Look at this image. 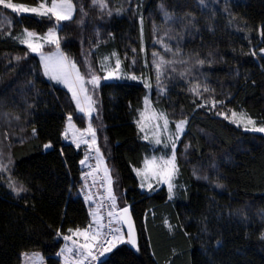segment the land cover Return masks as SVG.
I'll return each mask as SVG.
<instances>
[{
    "label": "trees",
    "instance_id": "trees-1",
    "mask_svg": "<svg viewBox=\"0 0 264 264\" xmlns=\"http://www.w3.org/2000/svg\"><path fill=\"white\" fill-rule=\"evenodd\" d=\"M72 3L73 17L58 26L53 16L0 5V147L8 156L0 159V264H21L27 252L60 264L69 229L91 221L78 195L86 150L62 137L67 115L80 128L85 118L20 42L24 29L44 35L56 26L61 51L77 66L86 54L100 73L105 58L120 61L121 76L100 84L90 125L114 196L131 208L138 249L119 244L97 264H264V134L234 122L243 113L264 127V0ZM161 43L181 70L161 71L163 93L153 85ZM148 92L172 127L186 122L171 196L164 186L142 191L134 171L153 153H171L138 128Z\"/></svg>",
    "mask_w": 264,
    "mask_h": 264
},
{
    "label": "rangeland",
    "instance_id": "rangeland-1",
    "mask_svg": "<svg viewBox=\"0 0 264 264\" xmlns=\"http://www.w3.org/2000/svg\"><path fill=\"white\" fill-rule=\"evenodd\" d=\"M50 5H51V3H50ZM25 6H28V5H25ZM35 6H37V5H35ZM35 6H28V7H35ZM24 14H31V13H24ZM73 15H74V12L72 14V17H73ZM53 17L55 19L57 26H58V24H61L62 22L68 21V20L57 21L55 16H53ZM57 26L50 28V29L55 30L56 38H57V29H56ZM48 32H49V30L44 35L36 34V36L40 38L38 40V43H40L42 45L39 52H33L29 49L27 44L24 43V45L28 48L30 53H32L38 57L44 76L47 79L53 81L54 83L58 84L59 86L63 87L64 89H66L67 92L69 93L70 97H71V100H72L74 106H75L76 112L79 114H82L84 116L85 125H84V127L80 128L76 125V123L73 119V115H71V114L67 115L66 122H65V128H64V132H63L62 137H63V140L65 142L72 143L77 147L84 146V148L86 150L85 152L87 153L88 149H91L92 147L97 148L96 136H95V140L93 141L92 134L89 132H86L85 130L88 129L89 126H91L90 125L91 116H94L95 114H97L98 105H99V103H98V91H99L100 84L104 81H109V80L119 78L121 76V68L119 69L118 74L113 75V76H109V72L115 70L117 59L116 58H107L104 60V63L102 65V73H100V72H98L97 69L95 70V68L92 64V61H91L90 57L88 56V54H86L84 57L82 68L75 64L76 69L79 70V74L84 77L83 87L87 90L86 93L81 92L79 85L76 86V90L78 93V99L80 101V107L84 108V111H81L80 108H78V106H77V100L73 98V93H72V90H70L69 85L64 83L62 79H53L52 78V75H58V72L51 65L57 60L60 53H62L63 55H64V53L61 51L60 47L57 48V45L55 43L45 42L43 37H45V35ZM24 38H25V36H24ZM163 48H166V46L163 45V43H161L160 44V50L161 51L160 52H153V55L155 54L154 55L155 63H153L155 66L154 68H156V70H158V73H159V74L157 73L155 75V78H153L155 80L153 85L155 86V88L159 92H162V93L164 91V87L160 86L161 85V79H162V72L161 71H163L165 73V69L167 67L171 70H176L175 67L177 69L179 68V60L177 58L174 59L175 56H172L170 50H165ZM44 57H52V60L46 61L44 59ZM46 63H49V65H50L49 71H50L51 75L46 74V71H45V64ZM157 64L160 65L159 69H157ZM70 71H72V77L75 78V75H76L75 71L71 70V69H70ZM176 72H181V70L180 71L176 70ZM93 75L100 77L98 84H93V83L89 82L92 79ZM159 75L161 78L159 77ZM105 77H108V78L105 79ZM132 77L133 76H129L130 79H133ZM85 96L90 97L91 100L89 101L88 99L85 98ZM146 97H147L148 102H149V104L147 106L145 105V98ZM146 97L144 98V106H143V110L141 111V112L145 113V117H146L145 120L143 121L144 131L140 130L141 134L143 135V137L145 135H147L149 137L148 139H145V140H148L153 145L154 148L159 147L160 149H162V148L164 149V148H167V144H170V146H171V153L168 156H164L163 154H159V153H153L149 157H146V158L151 159L153 157H156L159 159V158L163 157V158L167 159L173 153V147H172L173 143L175 144V150H176L177 143L182 136L186 122L183 125L182 130H178L177 123L179 121H182V120L175 122L173 127H172L169 119L167 118L168 124H167V127L165 128L164 127V119L159 118V114L161 112H157L152 106L150 96H149V92H148V95ZM153 113L156 114L157 118L149 120L148 117L152 116ZM164 116L166 117L165 114H164ZM69 117H71V125L73 126V128L68 131V136L65 137L64 133H65V130L69 126V119H68ZM237 119H239V117ZM237 119H235V120H237ZM139 120H140V117H139ZM183 121H185V120H183ZM235 123L238 125H241V127H243L246 130H250V131L255 132V133L264 134V132L252 130L254 127L255 128L260 127V126H257L255 124L254 125H247L248 126L247 127L246 121L240 122V123L235 122ZM156 125H159V127H156ZM91 128H92V126H91ZM156 138L160 139L161 142L159 144L155 143ZM85 140L88 141V143H84L83 141H85ZM0 146H2V145H0ZM4 149H3V147H0V159H2L4 164H7L8 163L7 158H6L7 155H6V150H4ZM97 150H98V148H97ZM82 161H84V158L82 159ZM99 162H100V165L102 167L104 176L106 178L107 193H108L110 198L115 197V199H116L115 207L120 209V208L124 207V206H122L124 203L122 200H120V198L118 196H116V195L114 196L112 177H111L109 168L107 167L105 160L102 157V154H99ZM81 164H83V163H81ZM143 166L144 165L142 163L140 168H143ZM135 174H136L138 182H139V187L142 191H150L153 187H158V186H164L169 191L168 183L158 180L155 176H149L147 179H145L142 176H138L136 172H135ZM173 178H174V176H173ZM173 178H172V180H173ZM171 183H172V181H171ZM141 184H143L144 186L141 187ZM149 184H151V188L148 187ZM110 193H111V195H110ZM84 204H85V207L87 208V211L89 213L91 221H93V223L96 225L97 224L96 218L92 214L87 203L84 202ZM117 229H119L120 231H119V233H117L116 236L122 237L123 242L114 241L113 243L116 244L115 247H117L119 244L126 243V237H125V235H124V233L120 227V224L118 222H117ZM82 240H84L83 237H78L77 235H72V239H71L72 243H73V241H77L79 243H85ZM110 247H111V245L108 246L107 248H110ZM115 247L111 248V251L113 249H115ZM111 251L105 252V250H104L103 253H104V255H107ZM103 258H104V256H103ZM103 258H101V259H103ZM21 264H44V261H43L42 256L40 255V253H38V252H27V253L23 254Z\"/></svg>",
    "mask_w": 264,
    "mask_h": 264
},
{
    "label": "snow or ice",
    "instance_id": "snow-or-ice-1",
    "mask_svg": "<svg viewBox=\"0 0 264 264\" xmlns=\"http://www.w3.org/2000/svg\"><path fill=\"white\" fill-rule=\"evenodd\" d=\"M203 2V0H201ZM94 4H98L101 8L106 7V0H93ZM0 5H2L5 8L11 9L13 12L17 14H23V13H31L35 14L38 16H55L57 21H62V20H69L72 18V14L75 11V6L72 3V0H51V5L48 6V0H40L37 6L35 7H28L25 6L24 4H18V3H13V0H0ZM119 11V10H118ZM111 14V13H109ZM23 35L25 36L24 39H21V43H25L28 45L29 49L33 52H39L42 45L38 43V40L40 39L39 37L36 36L34 32L28 31L27 29H24ZM45 42L47 43H55L57 45V48L59 47V40L55 36V30L54 29H49V32L43 37ZM262 53H264V48L260 49ZM115 55V53H113ZM155 55V54H154ZM255 55V53H253ZM19 59V58H18ZM46 61H51L52 57H44ZM107 59V58H105ZM200 63H203V61H200ZM53 68H55L58 72V75H52L53 79H62L64 83L68 84L70 87V90H72L73 93V98L77 100V106L80 108L81 111H84V108L80 107V101L78 99V93L76 90V86L79 85L80 91L86 93L87 90L83 87V81L84 77L79 74V70L76 69V65L73 61H70L67 57H65L62 53L59 54V57L57 60L51 65ZM49 63L45 64V71L46 74H50L49 71ZM160 65L157 64V69H159ZM74 70L76 75L75 78L72 77V71ZM120 69V61L117 59L116 61V66L115 70L109 72V76H113L118 74ZM108 77H105L107 79ZM133 79H136V77H132ZM100 77L93 75L92 79L89 81L90 83L93 84H98L99 83ZM148 85L146 84V87ZM196 89H193L195 91ZM207 91V89H205ZM86 99L89 101L91 100L90 97L85 96ZM149 104L147 97L145 98V105L147 106ZM91 110V109H90ZM237 113L233 112L232 117H237ZM145 113L141 112L140 113V120L137 121V125L140 128L141 131H144V124L143 121L145 120ZM157 116L155 113H153L152 116L148 117L149 120L151 119H156ZM159 118L164 119V127H167L168 120L164 116L163 113L159 114ZM227 118V117H226ZM69 119V126L65 130V137L68 136V131L73 128L71 125V117ZM246 121V126L247 125H254L255 122L251 120V118L247 117L246 114H239V119L234 120V122L240 123ZM185 124V121H179L177 123V128L178 130H182L183 125ZM156 127H159V125H156ZM252 130L254 131H259V132H264V127H259V128H253ZM86 132H89L92 134L93 141L95 140V130L89 126L88 129L85 130ZM144 139H148L149 137L145 135L143 137ZM84 143H88V141H83ZM161 141L159 138L155 139V143L159 144ZM45 147H50V145H45ZM173 153L170 157L167 159L161 157V158H156L153 157L151 159H145L143 162V168H136L134 171L137 173L138 176H142L143 178L147 179L149 176H155L158 180L162 182L168 183V188H169V194L171 196L173 184L171 183L173 176L177 173V165H176V156H175V144L173 143ZM81 163H84V161H81ZM6 166L0 164V170H4ZM10 187H13L14 191L19 194L20 192L26 191L22 186L17 188L15 187L14 184H10ZM144 185L141 184V187ZM149 188H151V184L148 185ZM111 195V193H110ZM86 199H90V197H86ZM113 201L115 200V197H112ZM114 206V205H113ZM122 215L120 216V219L123 220L125 223L129 225V233H128V242L135 245L136 244V239L134 236L132 229V224L130 221V218H126V214L128 213V209L124 208L121 210ZM113 214L110 212L109 216H112ZM111 223V222H110ZM167 223V221H165ZM102 227V225H101ZM171 227V226H169ZM91 225H89L87 228L81 230L77 228L75 232H73L72 229H69L70 232H73V235L77 236H83L85 243L84 244H78L77 241H73V244L77 246V251L79 252L80 256L83 257V259L78 260L76 264H84V260L88 259V257H92V259H95L96 257L93 256V249L95 248V243L98 240L99 233H90ZM117 233H119V229L115 230ZM262 238H264V234H262ZM65 240H71L72 236H65ZM113 240L117 242H123L122 237L120 236H113ZM106 243L111 244L110 248H105V252L111 251V248H114L116 246L115 243L112 241H105ZM67 251L69 253H72L73 249L68 248ZM66 264H68V258L66 257Z\"/></svg>",
    "mask_w": 264,
    "mask_h": 264
},
{
    "label": "built area",
    "instance_id": "built-area-1",
    "mask_svg": "<svg viewBox=\"0 0 264 264\" xmlns=\"http://www.w3.org/2000/svg\"><path fill=\"white\" fill-rule=\"evenodd\" d=\"M78 195L83 201L92 204L98 210L100 236L94 242L95 248L93 249V256L96 258L88 257L84 260V264H97L103 258L105 248L111 245L105 241L113 242V236H116L117 232L114 222L116 209L107 195L105 176L95 149L88 153L82 167ZM86 197H90V199H86ZM110 212L113 214L112 216H109ZM68 248L73 249L72 253L67 251ZM66 257L68 264H76L78 260L83 259L77 251V246L70 242L63 244L59 251L60 264H66Z\"/></svg>",
    "mask_w": 264,
    "mask_h": 264
},
{
    "label": "water",
    "instance_id": "water-1",
    "mask_svg": "<svg viewBox=\"0 0 264 264\" xmlns=\"http://www.w3.org/2000/svg\"><path fill=\"white\" fill-rule=\"evenodd\" d=\"M124 208L128 209V213L126 214V218H130V221H131V224H132V229L131 230L133 231L135 239H136V244L135 245H133V244L128 242V233L130 231L129 225L127 223H125L123 220L120 219V216L122 215L121 210L124 209ZM118 219H119L121 228L123 230V233L126 236V243L129 245V247L132 250L136 251L138 249V233H137L135 221H134L133 216H132L131 208L129 206H125V207L120 208L118 210Z\"/></svg>",
    "mask_w": 264,
    "mask_h": 264
},
{
    "label": "crops",
    "instance_id": "crops-1",
    "mask_svg": "<svg viewBox=\"0 0 264 264\" xmlns=\"http://www.w3.org/2000/svg\"><path fill=\"white\" fill-rule=\"evenodd\" d=\"M90 210H91V212H92V214L94 215V217L96 218V220H97V216H96V209H94V208H90ZM90 220H91V218H90ZM89 225H91V229H90V233H97L98 231L96 230V226H97V224L95 225L94 223H93V221H90V223H89ZM88 225V226H89ZM87 226V227H88ZM86 227V228H87ZM83 229H85V228H83ZM83 229H81V230H83ZM75 232V231H74ZM73 235V232H72V234H71V236ZM78 237H83V236H78ZM84 238V237H83ZM79 240V239H78ZM83 242H85V240H82ZM78 244H84V243H79L78 242Z\"/></svg>",
    "mask_w": 264,
    "mask_h": 264
},
{
    "label": "bare ground",
    "instance_id": "bare-ground-1",
    "mask_svg": "<svg viewBox=\"0 0 264 264\" xmlns=\"http://www.w3.org/2000/svg\"><path fill=\"white\" fill-rule=\"evenodd\" d=\"M59 255V254H58Z\"/></svg>",
    "mask_w": 264,
    "mask_h": 264
}]
</instances>
